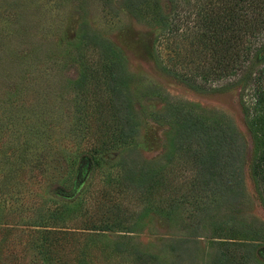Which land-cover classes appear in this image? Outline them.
Segmentation results:
<instances>
[{
  "label": "rangeland",
  "instance_id": "1",
  "mask_svg": "<svg viewBox=\"0 0 264 264\" xmlns=\"http://www.w3.org/2000/svg\"><path fill=\"white\" fill-rule=\"evenodd\" d=\"M135 1L0 0V264H230L244 255L264 264L243 73L230 63L214 90L191 85L193 63L211 62L192 18L172 36L158 22L209 0ZM93 36L125 68L134 125L124 142L118 123L90 114L97 94L81 72H97L108 53ZM260 56L240 67L256 72ZM177 105L223 122L228 156L213 177L170 147Z\"/></svg>",
  "mask_w": 264,
  "mask_h": 264
},
{
  "label": "trees",
  "instance_id": "2",
  "mask_svg": "<svg viewBox=\"0 0 264 264\" xmlns=\"http://www.w3.org/2000/svg\"><path fill=\"white\" fill-rule=\"evenodd\" d=\"M140 3L141 1L136 0L133 4L135 6L132 5V7L136 8ZM161 18L162 16H159L158 22H162L164 26L162 29L170 36L180 33L179 28L191 22L189 18H192L196 31L194 33L196 43L207 52L205 56H208L211 61L209 65L193 63L192 77L186 79V82L201 90L212 91L214 89L211 84L222 77L221 73L226 71L230 63L234 64V69L242 71L243 75L239 80L241 91L246 92L245 96L249 97L248 102H244L241 107L253 141L254 158L251 169L257 186L259 189L262 188L259 195H262L264 207V67L254 73L246 70L245 65L240 67V63L254 62L264 50V0H209L207 5L195 13H186L181 18L176 15L172 19L175 22L171 25L169 23L166 25L164 18ZM179 21H182V24L178 26L176 22ZM244 38H247V44L242 47L241 42ZM92 40L98 48H103L108 53L98 65L97 72H81L83 77L88 76L87 79L94 82L92 91L97 94V98L92 101L94 106L90 114H93L91 111L94 109V113L100 115L94 114L96 119L105 117L118 123L115 140L124 142L125 139H129L134 125L132 112L127 106L128 97L124 87L125 68L122 59L111 50L107 41L96 36H93ZM257 42L260 45L256 48L254 45ZM97 56H100V49L97 51ZM231 67L233 68V65ZM195 69L199 73L195 72ZM234 69L232 72L235 71ZM194 74L199 77L201 84H195ZM84 101L86 102V99L82 98L83 105ZM171 111L175 112L174 117L180 122L178 134L174 141L170 140V147L175 146L174 150H180V153L190 158L193 165L198 166L199 173L205 172L208 177H213L215 167H222L223 157L228 156L227 143L230 137L221 128L223 122L214 117L210 119L211 121H207L205 116L201 118L190 116L187 109L179 108V105L171 107ZM165 115L159 114L158 117H165ZM227 173L232 172L227 170ZM144 179H146L145 176ZM204 188L210 191L212 189L209 185ZM152 212L158 214L155 209H152ZM175 212L176 208L171 206L169 212L165 213L167 216ZM52 228L60 230L61 227ZM63 231L66 230L63 229ZM192 231L195 232L197 229ZM233 258L230 257V260ZM239 258L237 261H230V264H247V256Z\"/></svg>",
  "mask_w": 264,
  "mask_h": 264
}]
</instances>
